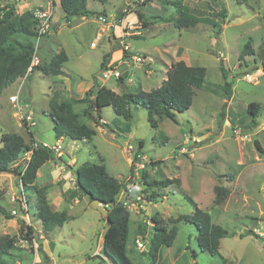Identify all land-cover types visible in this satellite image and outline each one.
<instances>
[{
	"label": "rangeland",
	"instance_id": "1",
	"mask_svg": "<svg viewBox=\"0 0 264 264\" xmlns=\"http://www.w3.org/2000/svg\"><path fill=\"white\" fill-rule=\"evenodd\" d=\"M55 1V29L39 44L37 40L34 44L35 50L38 48L40 63L50 62L52 56L62 49L66 51L68 61L63 65L64 75L48 77L35 71L19 94L22 105L28 101L32 106L37 126L31 132L38 140L56 143L54 122L47 115L49 100L56 91L66 99L82 96L81 87L97 79L118 94L138 86L149 92L162 85L167 71L178 61L204 67L207 75L204 87L197 91L192 106L185 112L176 113V122L156 116L157 127H153L147 110L141 106L132 108L131 121L118 117L111 107L104 108L102 118L109 127L103 126L96 116L88 121L83 118L93 127L101 126L93 141L76 142L64 138L62 160L46 163L40 173L49 176L36 179L35 185L51 184L52 194L63 186L67 189L65 195L68 200L60 209L67 211L70 219L46 237L37 210L30 206L26 213L21 206L24 194L18 171L25 166L22 158L11 165V173H0V236L9 235L17 240V249L11 251L7 259V255L4 257L5 264H54L46 258L42 263L38 260L35 263L37 252L43 257V243L56 264H110L102 251V240L108 226L105 218L91 206L88 197L82 200L77 191L69 190V183L61 186L55 182L60 176L55 163L58 166H68L71 161L76 166L86 162L104 165L108 174L122 183L124 190L134 169L130 167L123 149L125 144L138 146L140 141L145 143L143 152L149 161L152 158L161 162L160 169L155 167L153 170L147 165L150 181L161 177L179 179L180 185H171L160 191L168 198L158 199L156 205L159 209L156 210L159 214H156L154 204L140 214L130 208L128 255L135 264L149 263L146 256L149 240L143 242L145 247L142 249L135 242L137 238L142 239L137 235L139 224L153 227L151 218L157 215L170 228L173 224L169 223V219L190 215L194 211L187 197L201 210L211 212L212 220L228 231V236L222 241V253L228 264H264V237L260 235L264 234V218L261 217L258 223L251 220L254 212L258 215L260 207L264 210V0H108L104 4L90 0L88 7L96 14L87 21L73 19L70 24L64 20L59 1ZM42 4L46 5L47 0H27L16 8V12L21 14L29 10L28 5L33 8ZM207 5H211L212 9H208ZM223 5L227 17L214 19L211 13L219 12ZM126 9L128 12H123ZM182 11L196 18L194 27L179 26L178 18ZM138 13H141L142 19ZM98 14L109 16L114 24V29L111 28L114 33L110 34H115L118 40L113 41L112 46L103 37L96 40L99 33L104 35L102 27L108 30L98 22ZM118 19H124L123 25ZM128 23L137 27L132 32L139 34L126 37L124 41L132 54L146 57L144 64L122 63L120 41L123 26ZM249 42L254 53L243 58L241 53ZM108 51L115 57L116 63L112 66H117L122 74L124 87H120L116 79H101L103 56ZM221 64L228 75L227 81L232 83L230 99L225 94L226 81ZM19 80L1 96L0 147L3 146L4 133L21 135L26 144L35 140L19 122L18 110L10 102V97L18 94ZM252 102L262 107L255 122L247 113V107ZM84 108L83 104H79L74 110L80 114ZM234 128H241L248 135V140L238 142L233 134ZM183 148L188 152L183 154ZM240 159L245 163L242 164ZM63 175L66 177L65 173ZM218 184L228 187L232 196L226 205L214 207V188ZM153 191L157 192L145 188L142 194L151 196ZM27 194L30 196V191ZM32 196L34 205L36 196ZM20 217L36 228L39 236L38 240H32L33 244L25 241L20 234L17 223ZM253 229L259 230V233L251 234ZM178 230L172 246L174 252L163 260L165 264H172L177 250L183 253L175 264H223L220 257H212L200 250L195 226L182 222L178 224ZM235 234L237 237H234ZM34 244L36 247H32ZM184 249L187 250L184 252ZM96 252L100 256L96 257V254L91 258ZM102 259L104 262H101Z\"/></svg>",
	"mask_w": 264,
	"mask_h": 264
},
{
	"label": "trees",
	"instance_id": "2",
	"mask_svg": "<svg viewBox=\"0 0 264 264\" xmlns=\"http://www.w3.org/2000/svg\"><path fill=\"white\" fill-rule=\"evenodd\" d=\"M58 1L66 23L70 24L73 19L89 18L96 14L88 7L90 0ZM97 1L104 4L108 0ZM207 8L212 9V6L207 5ZM138 14V17L142 19L141 13ZM211 16L214 19H225L227 12L224 5L219 12H212ZM178 24L180 27L191 28L196 25V18L187 16V13L182 11L180 18H178ZM36 26L37 22L33 10H26L19 14L16 12L15 5H11L9 8L0 6V99L7 88L28 73L35 53ZM253 53L254 50L251 47V42H249L242 51L241 56L245 58V56ZM109 57V55L103 57L101 70L108 65ZM67 61L66 52L61 50L52 56L50 62H42L33 68L28 79L35 71H40L48 77L59 78L64 75L63 65ZM220 69L226 81L225 94L230 99L232 83L227 81L228 75L222 64ZM206 75V68L190 66L184 61H178L172 64L167 71L166 80L162 85L149 92L143 91L138 86L118 94L106 86L94 84L93 88L82 99H66L59 91H56L49 100L47 115L54 122V133L57 139L68 138L76 142H91L93 140L96 131L89 127L83 118L92 120L96 114L97 117L102 119V110L107 107H111L118 117L131 121L133 118L132 108L141 106L147 110L151 125L157 127L156 116L176 122V113L185 112L192 106L197 91L204 87ZM117 82L120 86H124L123 76ZM79 104L86 105L80 114L74 110L75 105ZM261 110V105L256 102L248 105L247 113L252 117L253 122H255ZM103 126L109 127L107 124ZM25 129L28 130L26 127ZM28 131L31 132L32 129ZM2 144L3 146L0 147V173H11V165L20 159L24 151L29 149L30 144H26L21 135L11 133L2 135ZM256 145L259 150H262L257 142ZM139 147H144V141L139 142ZM58 159L62 160V158H57L51 149L40 146L35 150L31 160L18 171L22 193L26 197L28 205L26 213L30 210V206L37 210L43 231L47 234L45 236L63 227L70 219L67 212L55 211L51 208L48 200V187L38 188L35 185L39 170L46 163L52 160L57 162ZM159 164H161L160 161H151L149 167L158 166ZM69 169L72 170V174L76 178L77 192L81 197H88L90 203L93 199H99L107 204L115 202L113 206L109 207L108 217H104L108 225L102 243L104 257L112 264H135L128 255L130 211L118 200L123 188L122 183L111 177L104 165L93 162H86L81 166L70 167ZM149 178L147 170H144L142 172L143 184L149 190H157V192L153 191L151 196L148 197V200L153 203L163 198L160 191L171 185H180L179 179L165 178L150 181ZM29 191L30 196L27 194ZM214 192V206L223 204L231 193L229 188L220 184L215 186ZM34 194L36 199L33 205L32 195ZM187 199L194 206V211L190 215H180L176 219H170L169 223L173 224L170 228L157 215H153L151 218L153 227L150 232L147 230L146 223L139 224L138 236L143 237L145 240L148 232L151 234L146 254L149 260L148 264H157L158 253L162 246H173L178 235L177 225L182 222L189 223L197 229V241L201 251L210 254L212 257H220V242L228 235L227 230L215 224L211 214L201 210L190 197H187ZM8 218L13 219L14 217ZM17 223L20 227V234L25 241L31 243L33 239L38 240L39 235L33 225L27 224L25 219L21 217L17 219ZM252 234L254 233L252 232ZM15 249H17V240L14 237L9 235L0 236V264H5L4 257ZM222 260L223 264H228L225 259ZM101 262H104V260L102 259Z\"/></svg>",
	"mask_w": 264,
	"mask_h": 264
},
{
	"label": "built area",
	"instance_id": "3",
	"mask_svg": "<svg viewBox=\"0 0 264 264\" xmlns=\"http://www.w3.org/2000/svg\"><path fill=\"white\" fill-rule=\"evenodd\" d=\"M27 0H1V7L9 8L11 5H15L16 8H19L23 3H26ZM55 0H47L46 5H39L36 6L33 9L34 18L37 22L36 26V32H37V43L39 44L42 39H44L47 35L51 34L52 30L54 29V13H55ZM32 10V9H31ZM124 12H127V10H124ZM98 22L103 24L106 28L110 29L113 27V24H111V21L109 18L105 15H100L97 18ZM137 27L132 25L131 23H128V25L124 28L123 32V38L120 41V45L123 49V64L128 63H142L144 64L146 62V57L144 55H134L130 52L129 46L125 43L124 38L131 37L133 35L138 36L139 32H132V30H136ZM37 50L36 48L32 64L28 69V73L25 75V77L21 78L19 80V90L18 94L12 95L10 97V102L16 107L18 110L17 117L19 122L22 126L28 128V130L34 128L37 126V122L35 120V116L33 111L31 110V104L28 101H25L24 105H22V102L20 100L19 94L21 91V88L26 83L28 76L32 73L33 68L38 66L40 64V59L37 56ZM127 53V54H125ZM113 65V64H112ZM111 64L107 65V67L102 71L101 79L103 81H107L110 79H116L119 80L122 77V74L119 70H117V66H112ZM233 134L236 137V140L240 143H243L248 140V135L241 129V128H234ZM189 141V140H187ZM40 146H43L45 148L51 149L57 158L63 157V146L62 142L60 140H57L55 144H49L48 142H42V141H33L30 144L29 149L24 151L22 156V160L24 161L25 165L31 160L32 155L34 154L35 150H37ZM181 152L187 153L188 151L186 148H183ZM124 153L127 157V160L130 161V167L132 170L134 169V172L131 174V178L127 180L126 188L124 190H121V193L118 196V200L121 201L126 209L130 211V208H133L134 211L137 214H140L141 211H145L147 207L153 202L148 200V197L150 196L148 193L146 196L142 194V191L146 188V186L143 184L142 180V172L146 170L147 165L150 164L148 156L143 152V149L138 146H135L133 144H125L124 146ZM19 160V159H18ZM17 160V161H18ZM16 161V162H17ZM15 163V162H14ZM71 184L77 189L76 187V178L73 177L70 179ZM163 198L166 199V196H163ZM21 206L22 209L27 211V203L25 196L23 199H21ZM14 215H17L16 211H13ZM28 216V215H27ZM254 233L258 234V230H254ZM261 236H264V234H260ZM137 244V247L142 249L144 248V244L140 240L135 241ZM33 244V242H32ZM32 247H36V244ZM37 251L36 249H34Z\"/></svg>",
	"mask_w": 264,
	"mask_h": 264
},
{
	"label": "crops",
	"instance_id": "4",
	"mask_svg": "<svg viewBox=\"0 0 264 264\" xmlns=\"http://www.w3.org/2000/svg\"><path fill=\"white\" fill-rule=\"evenodd\" d=\"M0 3H1V1H0ZM28 8L29 9H33V8H35V7H33V8H30V6L28 5ZM108 18H109V16H108ZM87 17L86 18H82V20H85V21H87ZM118 21H119V19H118ZM122 22H121V25H123V22H124V19L123 20H121ZM111 24H113V22H111ZM113 27H114V24H113ZM112 27V28H113ZM121 27V26H120ZM125 26H123V28H124ZM108 29V28H107ZM114 29V28H113ZM113 29L111 30V28L110 29H108V30H106V29H104L103 27H102V32L104 33V35L103 34H101V33H99L98 35H97V38H96V40L98 41V39H101L102 37L104 38V40H106V42H108L109 44H110V46H112V43H113V41L115 42H117V40H118V38H116V36H115V34H113V36H111V34L112 33H114L113 32ZM111 30V31H110ZM110 32H111V34H110ZM92 46L93 47H95V44L94 43H92ZM62 50H64V49H62ZM65 51V50H64ZM66 52V51H65ZM67 54V53H66ZM105 55H109L110 57H109V59H108V65L109 64H115L116 63V60H115V57H113L112 56V52H110V51H108ZM104 55V56H105ZM68 56V55H67ZM103 56V57H104ZM119 64V63H118ZM94 84H96V85H100V86H104L103 84H100V82L97 80V79H95L94 80V82L93 83H88L84 88L83 87H81V89H82V91H81V93H82V96H78V97H73V98H75V99H82L84 96H85V94L88 92V91H90L91 90V88H93V86H94ZM120 87H124V86H120ZM0 103H1V99H0ZM76 106V105H75ZM85 107H86V105H84ZM85 109V108H84ZM83 109V110H84ZM94 116H96L97 117V115L95 114ZM95 118V117H94ZM84 119H86L87 121L88 120H90V119H88V118H84ZM97 119L101 122V123H103V124H107V123H105V121L103 120V118L102 119H100L99 117H97ZM84 121L89 127H91V128H93L95 131H96V134H97V131L100 129V127L101 126H95V127H93V126H91V125H89L88 124V122L87 121ZM108 125V124H107ZM121 130L123 129V128H120ZM32 135H33V138L35 139V140H37V141H42V140H38L35 136H34V134L32 133ZM96 136V135H95ZM94 136V137H95ZM189 139H191V138H189ZM200 139V138H199ZM57 140H60L61 142L62 141H64V138H60V139H57L56 138V142H57ZM191 140H193V139H191ZM93 141V140H92ZM91 141V142H92ZM43 142V141H42ZM200 142V141H199ZM197 143V142H196ZM50 144V143H49ZM144 147H145V143H144ZM144 147L142 148V149H144ZM123 151H124V149H123ZM190 155H192L191 153H190ZM151 161H159V160H153L152 158H151ZM240 161H241V163L242 164H244L243 163V161L240 159ZM46 165V164H45ZM44 165V166H45ZM55 167H56V170H58L59 172H60V176H59V178L55 181V182H57L58 184H60L61 186H63V184L64 183H69L70 184V189L69 190H72V192H75V191H77V189L71 184V182H70V179L73 177V174H72V170L71 169H68V170H66L65 169V167L67 168H70V167H76V165L74 164V162L73 161H71V163L67 166L66 164L65 165H60V166H58V164H56L55 163ZM43 166V167H44ZM160 165H158V166H150L152 169L153 168H159L160 169V167H159ZM42 167V168H43ZM149 167V168H150ZM41 168V169H42ZM40 169V170H41ZM40 170H39V172H38V174H37V178H39V177H42L43 176V178H45L47 175H42L41 173H40ZM154 170V169H153ZM65 173V175H66V177H64V174ZM68 173V174H67ZM49 176V175H48ZM47 176V177H48ZM36 178V179H37ZM128 178V177H127ZM161 179H165V178H163V177H161ZM161 179H159V180H161ZM168 179V178H167ZM156 180H158V179H156ZM35 183H36V180H35ZM36 187H38V188H41V187H48V200H49V203H50V206H51V208L53 209V210H55V211H65V210H61L60 208H62V205L64 204V203H66V201L68 200L67 199V196L65 195V192H66V188H65V186H63V188L60 190V191H58V192H56V193H50V188H51V184H46V185H43V186H38V185H36ZM169 187H172V186H169ZM168 187V188H169ZM228 188V187H227ZM167 189V188H166ZM230 190V189H229ZM77 194H79L78 192H76ZM72 194V193H71ZM78 197H81L80 195H77ZM164 196H166V195H164ZM231 196H232V192L230 193V195H229V197L227 198V200L223 203V204H221V205H219V206H214V207H220V206H223V205H226L227 204V202L230 200V198H231ZM74 197H76L75 195H74ZM82 198V200L84 199L83 197H81ZM168 198V196H166V199ZM248 198L246 197V200H247ZM81 200V199H80ZM73 202H75V200L73 201ZM78 202V201H77ZM76 202V203H77ZM80 202V201H79ZM78 202V203H79ZM158 203V200H157V202L156 203H153L155 206H154V208H155V210H156V208L157 209H159V207H158V205H156ZM151 208L152 207H150V209L149 210H151ZM65 212H67V211H65ZM159 211H157L156 210V214H159L158 213ZM211 213V212H210ZM258 215H256V212H254V214H253V216H252V218H251V220H252V222H254V223H258L259 221H261L262 220V218L261 217H263L264 218V210H262L261 209V207H260V212L258 211V213H257ZM212 216V215H211ZM172 219V218H171ZM170 220V219H169ZM105 222H107L106 220H105ZM214 223H215V220L213 221ZM180 224V223H179ZM215 224H218V225H220L221 226V224L220 223H215ZM178 226V225H177ZM224 228V227H223ZM36 229V228H35ZM249 229V228H248ZM147 230L150 232L151 230H152V225H147ZM250 230V229H249ZM254 230H257V229H253L252 230V232L254 233ZM259 231V230H258ZM39 232H41V231H39ZM149 232H148V235L145 237L146 239V242L150 239H148V237L150 236L151 237V235L149 234ZM178 232H179V230H178ZM228 232V231H227ZM250 232V231H249ZM252 232H250L251 234H252ZM253 235H255V234H253ZM228 236V235H227ZM226 236V237H227ZM41 238H44L43 236H40ZM46 237V236H45ZM140 237V236H139ZM234 237H237V234H235V236ZM177 239V238H176ZM225 239V238H224ZM223 239V240H224ZM137 240H141L142 242H145V240H144V238L142 237V239H138L137 238ZM222 240V241H223ZM222 241L220 242V257H221V259H225V257L223 256V250H222ZM102 243H103V240H102ZM143 244H145V243H143ZM42 245V253H43V257L41 256V255H39L38 254V252L36 253V257H35V263H37V260H38V263H42L43 262V260L46 258V259H48L49 261H51V262H53L54 264H56V260H54V258H53V256H51V254L50 253H48L47 252V248L45 247V244L43 243V244H41ZM51 245V244H50ZM187 249H184V252L186 251ZM173 252H174V250H173V247H167V246H162L161 248H160V250H159V253H158V262H157V264H165V262H163V260L166 258V257H170L172 254H173ZM181 253H183V251H179V250H177L175 253H174V259L171 261L172 262V264H175V262H177L176 260H177V258L179 257V255H181ZM97 254V256L96 257H99L100 256V254L98 253V252H96L93 256H91V258H94V256ZM226 255V254H225ZM10 256V254H8L7 255V257H5L6 259L8 258ZM130 256V255H129ZM5 259V260H6ZM148 259V258H147ZM107 261H109L108 259H106ZM223 261V260H222ZM226 261L228 262V260L226 259ZM134 262V261H133ZM110 264H112L111 262H110Z\"/></svg>",
	"mask_w": 264,
	"mask_h": 264
},
{
	"label": "water",
	"instance_id": "5",
	"mask_svg": "<svg viewBox=\"0 0 264 264\" xmlns=\"http://www.w3.org/2000/svg\"><path fill=\"white\" fill-rule=\"evenodd\" d=\"M115 204V202H111V203H103L101 200L99 199H93L91 201V206L95 209H97L101 215L103 217H108L109 214V207L113 206ZM106 264V263H103Z\"/></svg>",
	"mask_w": 264,
	"mask_h": 264
},
{
	"label": "clouds",
	"instance_id": "6",
	"mask_svg": "<svg viewBox=\"0 0 264 264\" xmlns=\"http://www.w3.org/2000/svg\"><path fill=\"white\" fill-rule=\"evenodd\" d=\"M0 6H1V3H0ZM29 10H31V9H29ZM126 10H127V12H128V9H126ZM123 12H124V11H123ZM98 16H100V15H98ZM105 16H106V15H105ZM107 17H108V16H107ZM121 20H123V19H121ZM121 20L119 19L120 22H122ZM126 26H127V25H126ZM126 26H125V27H126ZM125 27H124V28H125ZM123 30H124V29H123ZM197 143H198V142H197ZM150 163H151V161H150ZM148 167H149V165H148ZM254 234H256V233H254ZM262 237H264V236H262Z\"/></svg>",
	"mask_w": 264,
	"mask_h": 264
}]
</instances>
